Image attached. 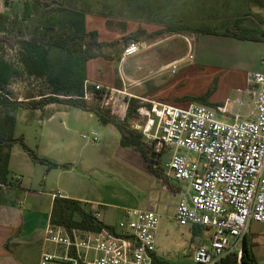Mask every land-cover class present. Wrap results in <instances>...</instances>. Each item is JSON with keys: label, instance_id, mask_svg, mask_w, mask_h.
Listing matches in <instances>:
<instances>
[{"label": "rangeland", "instance_id": "374dc122", "mask_svg": "<svg viewBox=\"0 0 264 264\" xmlns=\"http://www.w3.org/2000/svg\"><path fill=\"white\" fill-rule=\"evenodd\" d=\"M24 1L0 0L1 30L21 37L34 31L35 16L22 17ZM45 1L51 4L53 0ZM236 4V0H64L66 9L83 13L86 31L97 32L98 41L117 42L104 47L101 57L87 63L89 73L100 76L94 77L95 81L123 89L138 99L176 107L198 103L192 100L210 89L207 103L214 107L233 98L236 90L247 88L241 70L245 61L241 54L227 47L228 38L192 32L172 34L166 30L167 26L180 24L191 28L205 25L221 31L233 21L231 12L236 11ZM134 34L143 52L120 65L121 52L127 43L134 42L129 38ZM189 48L190 59L187 57ZM181 58L184 59L173 68L162 69ZM0 59L19 68L16 50L0 45ZM6 90L17 100L26 94L37 97L46 93L43 81L25 76L13 77ZM87 104L122 121L121 103L113 111L103 108L98 101ZM14 117V139L22 142L38 159L60 166L48 169L31 160L38 171L30 175L36 192L87 200L98 206L100 212L111 215L110 222L116 232L124 210L155 211L158 200L160 217L155 249L159 259L167 264H194L191 250L199 239L193 236L190 227H180L173 220L177 195H171L155 181L143 166L147 167L148 163L137 151L119 148V133L112 125L102 124L89 112L63 105L38 111L17 110ZM123 123L127 131L139 134L133 129L139 123L135 116ZM91 131L97 134L94 140L80 138ZM140 142L144 143L142 137ZM16 147L24 151L18 143ZM169 155L164 151L158 156V171L164 170ZM193 156L190 154L189 158ZM154 160L155 157L150 158L149 163ZM13 176H8L7 181L11 182ZM89 203L84 204L89 208ZM253 227L264 229L259 224ZM46 250L58 252L50 243ZM36 256L32 255L31 260Z\"/></svg>", "mask_w": 264, "mask_h": 264}, {"label": "built area", "instance_id": "2783aa9c", "mask_svg": "<svg viewBox=\"0 0 264 264\" xmlns=\"http://www.w3.org/2000/svg\"><path fill=\"white\" fill-rule=\"evenodd\" d=\"M142 52L138 43L129 42L120 62ZM246 81L251 89L236 90L214 107L194 102L176 107L135 98L123 89L91 85L88 90L84 84V102L98 101L112 111L121 103L123 116L130 99L140 100L133 129L155 156L170 154L162 175L177 187L173 220L203 232L191 251L194 264H220L232 255L239 259L249 225L264 226V74L247 73ZM96 136L91 131L80 138ZM20 183V175H14L8 188ZM89 210L102 223L98 207ZM158 224L155 211L136 209L124 210L117 232L67 231L48 224L44 239L58 252L41 255L38 264H152Z\"/></svg>", "mask_w": 264, "mask_h": 264}, {"label": "trees", "instance_id": "16d2710c", "mask_svg": "<svg viewBox=\"0 0 264 264\" xmlns=\"http://www.w3.org/2000/svg\"><path fill=\"white\" fill-rule=\"evenodd\" d=\"M35 16L33 30L27 37L6 33L0 29V45L9 50H16L19 68L0 59V186L7 185V164L9 154L15 144L28 154L35 163L46 165L48 169L60 166L38 159L32 151L26 149L22 142L13 137L15 127L14 113L17 110L38 111L49 105H63L89 112L96 116L102 124L112 125L119 133L120 146L137 151L148 170L160 177L153 165L149 164L152 151L140 142L141 135H133L126 130L123 121H127L135 114L140 106V100L130 99L122 121H118L97 107H92L82 100L86 77V64L101 57V50L107 46H114L117 42L103 43L98 41L97 32L86 31L85 19L81 11L64 7V0H53L51 4L45 0H25L23 3L24 19ZM168 33L182 34L192 32L196 34L233 37L247 40L246 31L239 23L232 28L217 31L214 27L199 26L184 27L180 24L167 26ZM160 34V33H158ZM130 40L136 42L137 35H131ZM28 77L44 82L46 93L37 97L24 95L21 100L12 99L6 90L13 77ZM91 90V87H87ZM212 89L199 98L192 100L208 106V97ZM148 101V100H147ZM147 104V103H145ZM154 162V161H152ZM62 167V166H61ZM163 182L166 180L163 178ZM50 226L62 227L69 231L76 229L83 232H97L102 228H110L95 222L87 204L55 195L49 215ZM195 228L194 231H199ZM244 235L239 259L232 255L230 258L236 264H256L252 254V244ZM225 258V259H227ZM152 264H167L164 261L153 260Z\"/></svg>", "mask_w": 264, "mask_h": 264}, {"label": "crops", "instance_id": "0c3cea01", "mask_svg": "<svg viewBox=\"0 0 264 264\" xmlns=\"http://www.w3.org/2000/svg\"><path fill=\"white\" fill-rule=\"evenodd\" d=\"M236 1V11L231 12V16L233 15V21L230 25L225 26L224 28H232L236 25V23H239L241 28L246 31L248 39L242 40L233 37H225L228 38L226 45L228 48H231L234 53L241 54V59L245 61L244 65L241 67V70L243 71V75H245V84L247 86L245 90H249L251 89V86L246 81V74H264V0ZM182 59L184 58L174 61L167 66L162 67V69L170 68L173 63H178ZM123 63L124 62H120L119 64L123 65ZM94 77L100 76H92L89 73L87 64L86 79L84 84L88 85L89 87H91V85H100L102 87L111 88L107 85H101L99 82L94 80ZM245 99L249 102L251 101V96H247ZM47 107L48 106L44 108ZM119 148L122 149L120 143ZM23 152L19 147H16L15 144L10 151L7 164L8 176L12 177L13 175H20L21 183L16 189L8 188V184L10 183L8 181L6 186H0V264H38L41 255L48 253L46 250L47 243L44 239V231L49 223L52 200L55 195L67 198L61 194H50L49 196L46 195V193L39 194L34 190L33 178L30 175L38 171H35V167L32 165L31 159L25 152ZM157 159L158 156H156L154 162L150 161L149 164L156 168V171L160 175L159 178L151 173L145 165L143 166L154 177L155 181L166 188L165 190L167 192H169L171 195H177L176 185L171 182L170 185H167V181L163 182L162 172L158 171L157 168ZM72 200L78 201L80 203H89V201L82 199ZM90 205L95 204L89 203V206ZM155 207V211L160 217V214L158 213V200L155 203ZM100 215L102 224L115 231V225L111 224L110 222L111 215L106 212H100ZM253 225V223L249 225L245 237L252 244V254L255 259V263L264 264V229L260 230L257 227H253ZM190 229L193 236L196 239H199L198 241L203 238V232L201 230L194 231L195 228L191 227ZM197 242H194L192 250ZM36 254V259L31 260V256ZM155 259L161 261L157 253H155ZM220 264L235 263L232 261V259L227 258L221 261Z\"/></svg>", "mask_w": 264, "mask_h": 264}, {"label": "water", "instance_id": "95a60500", "mask_svg": "<svg viewBox=\"0 0 264 264\" xmlns=\"http://www.w3.org/2000/svg\"><path fill=\"white\" fill-rule=\"evenodd\" d=\"M152 157H155L156 158V156L154 154L150 155V158H152Z\"/></svg>", "mask_w": 264, "mask_h": 264}, {"label": "bare ground", "instance_id": "6f19581e", "mask_svg": "<svg viewBox=\"0 0 264 264\" xmlns=\"http://www.w3.org/2000/svg\"><path fill=\"white\" fill-rule=\"evenodd\" d=\"M173 65H176V63H174ZM173 65H171V67H172Z\"/></svg>", "mask_w": 264, "mask_h": 264}]
</instances>
